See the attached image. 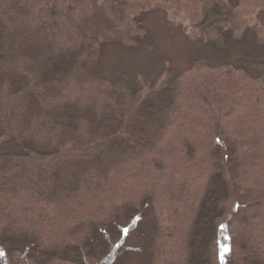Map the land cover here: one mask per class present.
<instances>
[{
    "label": "trees",
    "instance_id": "1",
    "mask_svg": "<svg viewBox=\"0 0 264 264\" xmlns=\"http://www.w3.org/2000/svg\"><path fill=\"white\" fill-rule=\"evenodd\" d=\"M155 10L235 60L175 72ZM263 10L0 0V264H264Z\"/></svg>",
    "mask_w": 264,
    "mask_h": 264
},
{
    "label": "rangeland",
    "instance_id": "2",
    "mask_svg": "<svg viewBox=\"0 0 264 264\" xmlns=\"http://www.w3.org/2000/svg\"><path fill=\"white\" fill-rule=\"evenodd\" d=\"M146 25L155 34V41L158 51L166 54L171 59V64L175 72L181 71L191 65L193 62H205L207 64H222L232 62L236 58L235 53H218L212 50L209 45L194 40L189 35V25L183 19H174L168 12L163 10H155L144 14ZM256 26H264V10L259 11L253 18V24ZM130 53H121L114 50L112 46L105 48L103 57V66L105 68H113L118 61L136 57L129 56ZM234 207H229V214ZM136 235L130 234L125 245L132 249V242ZM139 238V237H138ZM136 249V248H134ZM225 252V250H224Z\"/></svg>",
    "mask_w": 264,
    "mask_h": 264
}]
</instances>
